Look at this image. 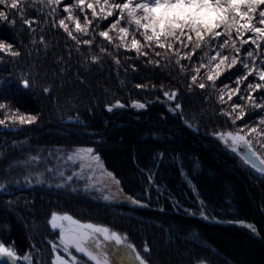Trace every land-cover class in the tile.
<instances>
[{"label": "trees", "instance_id": "obj_1", "mask_svg": "<svg viewBox=\"0 0 264 264\" xmlns=\"http://www.w3.org/2000/svg\"><path fill=\"white\" fill-rule=\"evenodd\" d=\"M21 7L28 19L36 21L32 25L34 36L19 15L13 16L14 26L0 25V39L13 43L21 53L17 57L0 53V102L37 117L31 124L9 121L8 128L0 126V183L7 186L0 192V240L6 246L15 243L17 264H27L23 256L33 244L43 253V259H48L49 246L45 241L56 239L46 224L52 211L67 212L83 222L127 232L137 248L147 241L151 248L149 264H193L200 257L207 258L209 264H264V177L241 163L215 135L235 131L245 123L254 125L264 111H252L234 126L221 114V109H228L231 102H219L211 87L201 90L192 85L189 90L191 74H196L200 63H207L204 53H214L208 47L197 49L191 59L181 60L185 66L181 72L175 61L191 51V44L184 48L179 42L169 41L173 43V49L167 51L170 63L163 59L166 50L154 44L143 49L147 56L137 58L134 50L116 49L98 36L90 48L81 44L77 52L76 42L62 29L53 28V18L44 15L48 7ZM0 10L5 9L0 6ZM74 14L80 16L81 24L84 15L92 19L91 9L86 7L83 13L77 9ZM66 15L60 12L55 20ZM114 18L101 21L96 31L105 30L104 25ZM66 23L77 35L74 23ZM134 27L129 26L125 43L130 45L134 35L144 44L143 36L134 32ZM93 28L95 21L90 31ZM109 34L116 44L120 43L115 30ZM41 37L47 42V50L40 43ZM101 46L114 55L118 52L116 58L121 64L117 66L113 56H103L100 63H93L90 53L101 56ZM155 52L161 56L156 57ZM60 58L62 62H58ZM149 60H159L160 65L150 64ZM205 72L201 69L198 80L208 83ZM24 79L29 80L28 88L23 86ZM221 81L235 86L222 77L216 82L217 89L223 87ZM248 82L258 81L249 77L242 88ZM137 84L145 87L137 88ZM44 87H51V93L45 94ZM164 90L178 91L177 100H167ZM253 95L260 102V93ZM116 100L125 107L106 111L105 106ZM233 101L244 104L238 97H233ZM133 102L145 103L146 107L134 108ZM176 102L181 103L182 111L169 110ZM245 111H249L247 105ZM77 115L79 120L75 119ZM77 147L95 148L105 169L121 181L124 193L143 199L149 207L137 208L118 201L106 203L95 191H84L81 181L64 189L49 187V183L54 184L51 177L43 185L37 184L34 176L31 184L25 183L32 169L43 171L45 163L54 164L55 156ZM160 153L164 154L162 162L158 159ZM37 154L44 158V163L25 165V160ZM181 165L193 176L199 197L184 182ZM149 171L155 176L151 185L146 180ZM201 199L207 212L220 223L186 215L184 209H198ZM8 201L14 203L9 206ZM234 219L254 223L259 235L228 222ZM169 229L182 235L172 234L169 238ZM192 233L199 234L206 243L183 238ZM0 264L12 263L0 259Z\"/></svg>", "mask_w": 264, "mask_h": 264}, {"label": "snow or ice", "instance_id": "obj_2", "mask_svg": "<svg viewBox=\"0 0 264 264\" xmlns=\"http://www.w3.org/2000/svg\"><path fill=\"white\" fill-rule=\"evenodd\" d=\"M23 4H40L49 8L44 14L52 17V27L62 29L71 41H75L80 51V45L92 46L96 37H100L108 44H114L116 49L121 47L127 50H134L137 58L147 56L148 52L143 51L147 46L151 48L154 44L159 49L166 50L163 59L168 63L171 57L167 55L168 50L173 49V43L176 41L182 47L188 48L193 45L191 51L185 52L176 59L175 63L180 71H185V66L181 64L183 59H191L197 49L208 47L209 54L205 52L204 56L208 58L207 63H200L195 68L196 74H191V81L188 84L189 90L192 85H196L203 90L211 87L217 92L218 101L221 103L231 102L228 109H221V114L228 117L235 126L236 121L244 120L246 115L255 111L259 114L264 111V0H0V6L5 10H0V25L7 24L14 26L16 21L14 15H19L23 25L30 29V35L34 36L35 29L32 25L36 23L25 15ZM62 5V8L60 7ZM91 9V17L83 16L84 23L81 24L80 16L74 14L75 10L81 13L84 9ZM99 9V11H97ZM15 10V12L11 11ZM259 10V11H258ZM67 14L64 18L55 20L60 13ZM115 17L104 25L105 30L100 28L101 21ZM67 21L74 23V31L69 28ZM95 21V28L90 31V27ZM122 23L126 26H121ZM135 26L134 32L143 36L144 44L133 35L130 45L125 43L129 35V26ZM259 25V26H257ZM142 29V31H141ZM115 30L120 43L116 44L113 37L109 34ZM42 31V29H41ZM193 34L195 40H193ZM250 34V35H247ZM247 35V38L245 36ZM82 36H88V39H82ZM184 37L186 40H182ZM222 39V42H221ZM40 43L47 50V42L43 37ZM35 48L36 40H32ZM248 47H245V46ZM101 56L90 53L93 63H100L103 56H113L117 66L121 61L115 55L110 53L104 46L99 48ZM227 52V54H225ZM0 53H8L12 57H17L21 53L15 50L13 43L0 39ZM156 57H160V52H155ZM63 58H60L62 62ZM203 59V57H201ZM148 63L160 65L159 60H149ZM201 69H206L205 78L198 80ZM236 69L235 72L232 70ZM133 67V71H135ZM233 81L234 87L228 83H223V87L217 89L216 82L221 80ZM234 77V80H233ZM249 77L258 82H248L242 88V85L248 81ZM123 83V82H122ZM24 88L30 86L29 80H23ZM137 88H143L145 85L137 84ZM154 87V86H153ZM42 91L50 94L51 87H44ZM259 92V101L253 93ZM163 96L169 101H176L178 91H163ZM227 96V100H225ZM233 97H238L244 104L233 101ZM249 111H245V106ZM119 100L114 104L106 105V111L112 112L115 109L123 108ZM132 107L144 109L145 103L133 102ZM172 112L182 111V105L179 102L169 109ZM0 126L9 127V121L17 122L20 125L31 124L37 120L35 115H25L20 113L19 108L0 102ZM75 119L79 120L77 115ZM191 128L192 125L188 124ZM216 137L223 142L226 148L236 153L241 161L252 170L264 177V116H261L254 125L245 123L243 126H237L235 131L216 132ZM259 145V147H257ZM2 155V154H0ZM51 155V154H50ZM164 154H158V159L162 162ZM25 165L44 163V158L39 154L30 156L24 161ZM48 164L53 166L49 167ZM98 166L101 174L105 177L99 184L91 183L96 180L95 172ZM85 172L88 174L85 175ZM181 175L184 182L199 197L198 189L194 183L193 176L183 169L181 165ZM35 178L37 184H45L49 177L54 181L48 186H55L57 189L70 188L77 181H83L84 191L90 188L100 193L102 200L106 203H114L122 200L137 208H148L149 204L143 199L134 195L124 193L121 181L111 171L105 169L101 156L93 147H77L63 152V155L55 156V163L48 161L44 164L43 171L38 168L32 169L25 178V183L31 184V177ZM155 176L149 171L146 176L147 182L154 183ZM6 184L0 183V192L6 190ZM76 191V189H72ZM18 202V201H17ZM9 206L14 202L8 201ZM198 209L187 208L184 212L188 217H197L204 221L220 223L216 217L211 216L207 210L205 202L199 200ZM249 230L252 234L259 235L257 226L244 220L234 219L228 221ZM33 225L35 221L31 222ZM46 224L50 226L51 234L56 236L54 240H46L49 246V257L45 261L43 253L37 251L36 245L30 246V250L23 256L27 264H149L151 248L147 241L142 243L141 248H137L130 241L127 232L121 233L109 226L96 224L92 222H83L67 212L58 213L52 211ZM26 226H28L26 224ZM162 229L164 225H159ZM58 230V234H57ZM172 234L181 236L182 234L174 229H169ZM194 243L202 242L199 234L192 233L191 236L183 237ZM7 256L12 260V264H17L15 243L9 245L0 240V257ZM193 264H209L207 258L200 257L193 261Z\"/></svg>", "mask_w": 264, "mask_h": 264}, {"label": "rangeland", "instance_id": "obj_3", "mask_svg": "<svg viewBox=\"0 0 264 264\" xmlns=\"http://www.w3.org/2000/svg\"><path fill=\"white\" fill-rule=\"evenodd\" d=\"M219 140V139H218ZM220 141V140H219ZM220 143L225 147V145L223 144V142H221L220 141ZM226 148V147H225ZM229 152H231L228 148H226ZM231 153H233V152H231ZM237 158H238V160L241 162V163H243L242 161H241V159H240V157L236 154V153H233ZM244 164V163H243ZM245 165V164H244ZM246 166V165H245ZM247 167H249V166H247ZM250 168V167H249ZM251 169V168H250ZM254 171V170H253ZM255 172V171H254ZM88 173L87 172H85V175H87ZM95 176H96V180L95 181H93V182H91V183H97V184H99L102 180H104L105 179V177L101 174V172H100V170H99V168H98V166L96 167V172H95ZM81 182H83V181H81ZM83 185H84V183H83ZM90 191H95V190H92L91 188H90ZM96 192V194L101 198V196H100V193L99 192H97V191H95ZM102 199V198H101ZM118 202H124V201H122V200H118ZM57 232H58V230H57ZM0 259H4V260H6V261H8V260H10L11 261V259L10 258H8L7 256H2V257H0ZM17 260H19V258L18 257H16V261Z\"/></svg>", "mask_w": 264, "mask_h": 264}, {"label": "water", "instance_id": "obj_4", "mask_svg": "<svg viewBox=\"0 0 264 264\" xmlns=\"http://www.w3.org/2000/svg\"><path fill=\"white\" fill-rule=\"evenodd\" d=\"M8 262L12 263V260H11V261H10V260H8Z\"/></svg>", "mask_w": 264, "mask_h": 264}]
</instances>
